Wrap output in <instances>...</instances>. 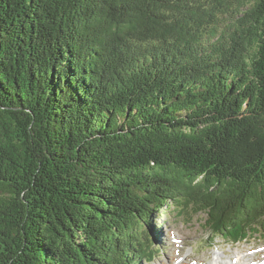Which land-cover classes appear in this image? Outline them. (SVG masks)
Returning <instances> with one entry per match:
<instances>
[{
  "label": "trees",
  "instance_id": "trees-1",
  "mask_svg": "<svg viewBox=\"0 0 264 264\" xmlns=\"http://www.w3.org/2000/svg\"><path fill=\"white\" fill-rule=\"evenodd\" d=\"M169 208L264 240V0H0V264H144Z\"/></svg>",
  "mask_w": 264,
  "mask_h": 264
},
{
  "label": "rangeland",
  "instance_id": "rangeland-1",
  "mask_svg": "<svg viewBox=\"0 0 264 264\" xmlns=\"http://www.w3.org/2000/svg\"><path fill=\"white\" fill-rule=\"evenodd\" d=\"M177 212L178 211L169 208L167 217L164 216L163 213L157 218V214L154 216L153 223L159 224H155L157 229L154 230L155 233L152 235L155 237L154 247L160 248V254L157 255V258L151 264H171L170 262L172 261L174 263H178L181 262L184 257H187V263L197 260L198 264H213L215 262V256L218 253H222L223 256L221 264H229L232 262L230 259L232 257L229 255L232 251H243L245 249L256 247L259 249L264 248V242L260 240L258 235L252 236L246 241L235 244L226 242L221 237L211 240L209 230L204 229V225L201 220L202 215L197 214L190 216L189 213H186L187 215L185 214L184 216H180ZM178 231L180 233L185 232L188 235L189 242L182 244L181 248L176 251V247L170 236L172 237V234L176 235ZM206 237L209 238L207 239ZM258 257L263 259L264 254L259 253Z\"/></svg>",
  "mask_w": 264,
  "mask_h": 264
},
{
  "label": "bare ground",
  "instance_id": "bare-ground-1",
  "mask_svg": "<svg viewBox=\"0 0 264 264\" xmlns=\"http://www.w3.org/2000/svg\"><path fill=\"white\" fill-rule=\"evenodd\" d=\"M179 234V236H178ZM177 236V237H176ZM170 238L172 239L174 245H175V249L176 251H178L181 248L182 244H186L188 243V235L184 232V233H180L179 231L176 233V235L172 234V237L170 236ZM182 241V242H181ZM252 248L250 249H245L243 251H232L229 253V255L233 258L232 263L230 264H263V259L258 257L259 253H263L264 254V249L259 251V252H251ZM187 257H184L181 262L178 263H174L173 261L170 262L171 264H198L197 260L191 261V263H187L186 260ZM222 253H218L215 256V262L213 264H220L222 262ZM259 258V259H258ZM201 264H207V263H201ZM227 264V263H226Z\"/></svg>",
  "mask_w": 264,
  "mask_h": 264
}]
</instances>
